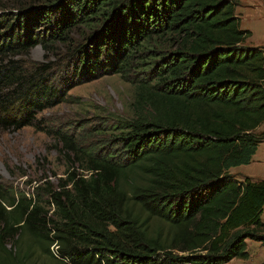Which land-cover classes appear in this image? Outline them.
<instances>
[{
  "label": "trees",
  "instance_id": "1",
  "mask_svg": "<svg viewBox=\"0 0 264 264\" xmlns=\"http://www.w3.org/2000/svg\"><path fill=\"white\" fill-rule=\"evenodd\" d=\"M41 1L0 14V129L38 128V113L108 74L133 85V116L102 143L58 131L79 170L50 216L0 182V264L28 261L22 234L57 245L62 264L248 259V240L264 245V179L229 170L264 143V47L245 45L235 0ZM37 45L67 48L72 73L58 84L51 61L25 59Z\"/></svg>",
  "mask_w": 264,
  "mask_h": 264
},
{
  "label": "rangeland",
  "instance_id": "2",
  "mask_svg": "<svg viewBox=\"0 0 264 264\" xmlns=\"http://www.w3.org/2000/svg\"><path fill=\"white\" fill-rule=\"evenodd\" d=\"M238 1L235 0L241 7H237L236 12L241 17V26L253 31L245 45L264 47V0H241V4ZM23 2L28 4L32 0H0V14L3 11H16L17 4ZM37 3L42 1L37 0ZM67 52L65 47H55L48 52L37 45L24 58L51 61L54 64L51 73L59 84L63 71L65 74L72 73L71 67L69 70L65 68ZM68 96V101L38 113V128L29 125L19 130L0 129V182L12 188L17 195L22 193L37 201L48 212V216L52 211L51 193L60 189L69 170H79L78 161L73 159L72 153L68 154L58 131L63 130L87 146L110 140L117 132L114 127L116 122L133 116L131 102L134 99V87L118 74H108L73 87ZM258 131H264V124ZM229 173L239 180L245 176L264 179V143L260 144L251 164L231 167ZM16 239L17 236L8 240V249L14 248ZM57 248V245H52L50 253L46 252L26 234L19 236L17 242L20 254H29L25 264H62ZM247 251L250 254L248 259L234 258L225 264L264 262V245L260 241L248 240Z\"/></svg>",
  "mask_w": 264,
  "mask_h": 264
},
{
  "label": "crops",
  "instance_id": "3",
  "mask_svg": "<svg viewBox=\"0 0 264 264\" xmlns=\"http://www.w3.org/2000/svg\"><path fill=\"white\" fill-rule=\"evenodd\" d=\"M241 3H242V2H241V0H239V1H238V4H241ZM237 7H239V8H240V7H241V5H238ZM241 25H242V22H241Z\"/></svg>",
  "mask_w": 264,
  "mask_h": 264
}]
</instances>
